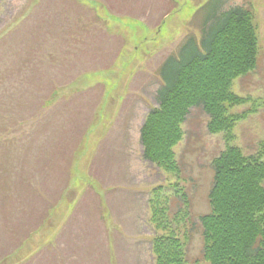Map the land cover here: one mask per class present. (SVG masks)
<instances>
[{"label": "rangeland", "instance_id": "rangeland-1", "mask_svg": "<svg viewBox=\"0 0 264 264\" xmlns=\"http://www.w3.org/2000/svg\"><path fill=\"white\" fill-rule=\"evenodd\" d=\"M219 1L0 0V264H106L102 246L111 264H154L149 199L173 183L189 196L188 263L210 264L200 216L211 211L223 134L192 107L175 147L178 175L146 159L141 130L158 106L161 63L190 33L200 35ZM236 5L253 10L259 60L233 82L248 102L230 111L257 109L237 122L232 143L256 154L264 144V0H226L223 9ZM171 200L176 212L181 196Z\"/></svg>", "mask_w": 264, "mask_h": 264}, {"label": "trees", "instance_id": "trees-1", "mask_svg": "<svg viewBox=\"0 0 264 264\" xmlns=\"http://www.w3.org/2000/svg\"><path fill=\"white\" fill-rule=\"evenodd\" d=\"M225 1L206 14L199 36L190 33L161 63L158 106L146 116L141 141L146 159L179 175L175 147L190 109L202 106L209 114V131L222 133L227 143L212 161L211 211L200 216L203 257L210 264H264V144L256 154H246L232 143L237 122L257 108L254 103L253 110L230 111L248 102L232 86L258 67L259 39L253 10L244 5L223 10ZM167 193L181 196L176 212H169L172 196ZM151 195L154 264H189L188 193L173 183L158 186Z\"/></svg>", "mask_w": 264, "mask_h": 264}, {"label": "crops", "instance_id": "crops-1", "mask_svg": "<svg viewBox=\"0 0 264 264\" xmlns=\"http://www.w3.org/2000/svg\"><path fill=\"white\" fill-rule=\"evenodd\" d=\"M123 190V192L125 193V194H131L132 196H135L134 194L136 193V192H134L133 190H127V189H122ZM100 200H98V202H99ZM101 206V205H100ZM102 207V206H101ZM104 209H103V207H102V211H99V214H100V217H101V219H104L103 218V216L105 215L104 213ZM27 241V240H26ZM54 240H51V241H48V243L50 244V243H52ZM97 244H99V243H97ZM102 244V243H101ZM108 244V243H107ZM108 246H109V244H108ZM99 250L102 252V250H103V253L101 254V256L103 257V259H105L104 260V263H110L111 264V262H112V257L110 258V256L109 257H107V255H105V254H107V248L105 247H103L102 246V250H101V246L99 247ZM97 253H98V249H97ZM104 255V256H103ZM60 263V262H59ZM60 264H68V262L67 263H65L64 261H62L61 260V263Z\"/></svg>", "mask_w": 264, "mask_h": 264}]
</instances>
